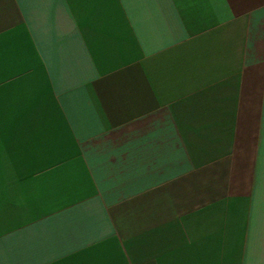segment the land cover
<instances>
[{
	"label": "crops",
	"instance_id": "0c3cea01",
	"mask_svg": "<svg viewBox=\"0 0 264 264\" xmlns=\"http://www.w3.org/2000/svg\"><path fill=\"white\" fill-rule=\"evenodd\" d=\"M0 264H264V0H0Z\"/></svg>",
	"mask_w": 264,
	"mask_h": 264
}]
</instances>
